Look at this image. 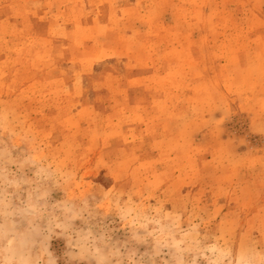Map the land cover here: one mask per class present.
Segmentation results:
<instances>
[{
  "label": "rangeland",
  "instance_id": "obj_1",
  "mask_svg": "<svg viewBox=\"0 0 264 264\" xmlns=\"http://www.w3.org/2000/svg\"><path fill=\"white\" fill-rule=\"evenodd\" d=\"M0 264H264V0H0Z\"/></svg>",
  "mask_w": 264,
  "mask_h": 264
}]
</instances>
